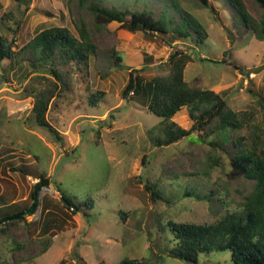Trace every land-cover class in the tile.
<instances>
[{
    "label": "rangeland",
    "instance_id": "obj_1",
    "mask_svg": "<svg viewBox=\"0 0 264 264\" xmlns=\"http://www.w3.org/2000/svg\"><path fill=\"white\" fill-rule=\"evenodd\" d=\"M93 1L146 8L156 17L166 12L174 22L182 20L180 7L198 20L206 38L196 43L172 33L131 32L117 21L97 27ZM241 1L261 18L260 4ZM81 22L95 50L87 67L73 65L65 73L64 85L38 72L30 50L20 61L12 57L0 65V216L29 208L31 193L40 188L37 208L0 234V264H115L123 257L149 264H232L230 251L201 254L197 263L170 257L174 236L167 221L215 222L237 208L254 180L234 170L229 153L212 148V137L197 131L155 146L161 118L139 98H123L129 70L117 66L116 56L131 69L145 67L137 73L146 81L169 73L174 47L189 53L184 80L219 93L242 112L243 126L232 133L250 142L255 135L264 138V39L246 29L230 0H0V35L14 53L50 26L77 36ZM38 91L50 97L45 117L51 128L39 125L31 111ZM93 91H103L95 104ZM172 120L185 129L193 124L186 106ZM224 148L234 152L233 143ZM208 155L216 161H207ZM42 175L47 185H41ZM154 185L166 200H151ZM186 188L200 198L185 195ZM59 189L76 204L92 199L90 216L83 209L71 212Z\"/></svg>",
    "mask_w": 264,
    "mask_h": 264
},
{
    "label": "trees",
    "instance_id": "obj_2",
    "mask_svg": "<svg viewBox=\"0 0 264 264\" xmlns=\"http://www.w3.org/2000/svg\"><path fill=\"white\" fill-rule=\"evenodd\" d=\"M21 3L23 0H16ZM84 4L87 0H79ZM207 5V0H199ZM264 9V0H255ZM239 12L246 29L256 39H264V12L256 20L245 9L241 0H230ZM176 6H179L176 4ZM181 10L180 22H174L163 12L158 17L146 8L130 11L116 7L101 6L98 1L91 2V12L97 27L111 21L120 22L123 28L135 32L145 30L156 33H172L182 40L202 42L206 38L203 26L191 14ZM189 28V29H188ZM77 36L67 27L50 26L41 29L14 53L11 43L0 35V65L4 60L14 58L20 61L21 54L30 50L34 53L30 63L39 67L38 72L49 74L61 85L65 84V73L87 67L89 56L95 50L86 25L81 22L76 28ZM195 33L192 36L191 32ZM15 56V57H14ZM18 56V57H17ZM117 66L129 70L128 81L123 89V98H139L147 109L161 118L158 133L153 136L155 146H165L181 140L197 131L200 137L209 138L212 148H220L229 153L231 166L246 178L254 180V185L234 210H228L218 220L211 223L175 222L167 221L173 236L174 244L167 251L172 258L197 263L201 254L207 255L213 251H230L232 264H264V138L255 135L252 141H245L242 135L232 133V130L243 126L242 112L231 109L222 95L209 89L190 87L183 78V70L192 57L189 53L174 47L168 56L170 71L167 74L155 75L144 81L137 73L145 69H131L120 62L116 56ZM64 67L65 70L63 69ZM132 92V95L130 93ZM103 91H93L90 94V103L95 104ZM50 97L38 91L34 95L32 113L36 122L41 126L50 127L46 120ZM186 106L188 114L193 120L191 128L185 129L172 120V116ZM264 116V106H263ZM264 119V118H263ZM53 130V129H52ZM227 143L234 144V152L224 148ZM207 161H216L207 156ZM42 186L49 183V178L43 175L40 178ZM37 187L31 193L35 209L39 203ZM64 205L73 213L83 209L86 216H90L89 208L94 206L93 200L88 198L76 204L70 197L59 189ZM185 195L199 194L193 189H185ZM152 201L165 199L164 192L157 185L151 187ZM166 200V199H165ZM22 210V209H21ZM16 210L0 216V234L20 220L25 215L12 219L20 212ZM30 214V213H27ZM115 264H149L146 259L123 257Z\"/></svg>",
    "mask_w": 264,
    "mask_h": 264
},
{
    "label": "water",
    "instance_id": "obj_3",
    "mask_svg": "<svg viewBox=\"0 0 264 264\" xmlns=\"http://www.w3.org/2000/svg\"><path fill=\"white\" fill-rule=\"evenodd\" d=\"M36 187H38V184L36 185ZM34 208H35V204H32L29 208H27L26 210H21L20 212L14 214L11 218L12 219L19 218L27 212H32Z\"/></svg>",
    "mask_w": 264,
    "mask_h": 264
}]
</instances>
